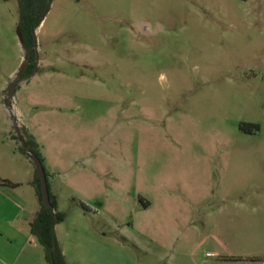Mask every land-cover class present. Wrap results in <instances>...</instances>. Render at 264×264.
I'll list each match as a JSON object with an SVG mask.
<instances>
[{"label": "rangeland", "instance_id": "obj_1", "mask_svg": "<svg viewBox=\"0 0 264 264\" xmlns=\"http://www.w3.org/2000/svg\"><path fill=\"white\" fill-rule=\"evenodd\" d=\"M17 22L0 0V183L38 204L23 124L67 264H264V0H52L19 82Z\"/></svg>", "mask_w": 264, "mask_h": 264}, {"label": "trees", "instance_id": "obj_2", "mask_svg": "<svg viewBox=\"0 0 264 264\" xmlns=\"http://www.w3.org/2000/svg\"><path fill=\"white\" fill-rule=\"evenodd\" d=\"M51 2L52 0H17V27L22 38V46L25 49V59L23 61L22 68L23 70L17 73V82L24 79L26 76H29V72H31L33 67L36 65L37 58L35 56V29L39 26L47 14ZM24 71H27V75H24ZM12 96L13 92H10L9 98H5V104L7 106H10V97ZM14 129V137H16L21 143V152L30 158L29 151H31L35 153L42 162L38 143L29 130L24 125L18 126L16 122H14ZM2 182L9 183L6 180H2ZM32 184L35 189V195L37 197L39 208L33 219L29 222L30 232L36 237L37 241L43 247L44 257L48 264H67L62 250L58 245L54 230L55 224L62 221L65 215L63 212L57 210V198L49 190V187L48 194L51 206L47 207L42 203L39 178L36 169ZM80 205L85 209L86 205L83 202H80Z\"/></svg>", "mask_w": 264, "mask_h": 264}, {"label": "crops", "instance_id": "obj_3", "mask_svg": "<svg viewBox=\"0 0 264 264\" xmlns=\"http://www.w3.org/2000/svg\"><path fill=\"white\" fill-rule=\"evenodd\" d=\"M7 180L9 183H0V264H44L43 258L37 253L38 248L27 247V244L33 243L29 222L35 216L39 204L35 206L32 195L27 192V196H24L18 192L16 182ZM6 202L10 210L4 214L7 217H4L1 215V207ZM21 217L26 227L19 224Z\"/></svg>", "mask_w": 264, "mask_h": 264}, {"label": "water", "instance_id": "obj_4", "mask_svg": "<svg viewBox=\"0 0 264 264\" xmlns=\"http://www.w3.org/2000/svg\"><path fill=\"white\" fill-rule=\"evenodd\" d=\"M17 35H18V38L21 42L22 38H21V35L19 33V29L17 27ZM23 68V64L21 65L20 69H19V72L22 70ZM9 89L13 92L14 90V84H11ZM29 154H30V158L34 164V167L36 169V172H37V175H38V178H39V186H40V192H41V201L42 203L47 206V207H50L51 206V202H50V199H49V194H48V186H47V179H46V174H45V170H44V167H43V164L41 162V160L39 159V157L29 151Z\"/></svg>", "mask_w": 264, "mask_h": 264}]
</instances>
